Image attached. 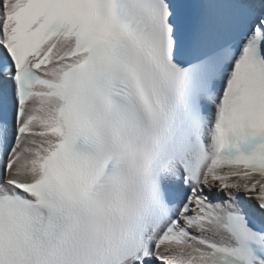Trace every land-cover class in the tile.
<instances>
[{
    "label": "snow or ice",
    "instance_id": "obj_1",
    "mask_svg": "<svg viewBox=\"0 0 264 264\" xmlns=\"http://www.w3.org/2000/svg\"><path fill=\"white\" fill-rule=\"evenodd\" d=\"M0 264H264V0H0Z\"/></svg>",
    "mask_w": 264,
    "mask_h": 264
}]
</instances>
